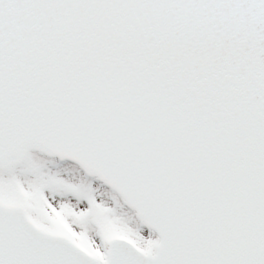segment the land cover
I'll use <instances>...</instances> for the list:
<instances>
[{
	"label": "snow or ice",
	"instance_id": "snow-or-ice-1",
	"mask_svg": "<svg viewBox=\"0 0 264 264\" xmlns=\"http://www.w3.org/2000/svg\"><path fill=\"white\" fill-rule=\"evenodd\" d=\"M0 264H264V0H0Z\"/></svg>",
	"mask_w": 264,
	"mask_h": 264
}]
</instances>
